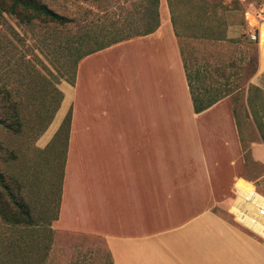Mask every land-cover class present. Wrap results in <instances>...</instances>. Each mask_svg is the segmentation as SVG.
Wrapping results in <instances>:
<instances>
[{"label": "crops", "instance_id": "1", "mask_svg": "<svg viewBox=\"0 0 264 264\" xmlns=\"http://www.w3.org/2000/svg\"><path fill=\"white\" fill-rule=\"evenodd\" d=\"M159 13L162 24L158 22L153 31L142 34L145 28L134 29L136 38L97 52L145 46L155 36L168 39L180 93L173 107L184 106L190 115L182 116L178 125L158 124L156 89L152 96L146 83L134 85L131 108L124 116L107 105L95 106L93 101L102 102V94L91 92L92 101L84 110L77 108L78 95L72 94L58 220L68 227L93 226L103 237L112 264H264V244L214 209L216 181L228 185L237 179L233 195L234 185L249 188L247 184L255 186L264 177V140L253 118L264 131V44L257 47L255 69L243 83L242 101L238 74L229 72L227 63L214 55L207 61L198 50L191 55L190 65L178 44L198 40L213 45L230 39L227 29L226 39L180 37L174 32L169 8L166 16ZM243 63L245 70L246 59ZM250 85L261 91L248 90ZM192 93L213 102L195 111ZM225 100L230 104L227 108ZM239 109L256 131L255 138L245 143ZM62 114L60 110L58 117ZM247 163L258 165L257 172L245 175Z\"/></svg>", "mask_w": 264, "mask_h": 264}, {"label": "rangeland", "instance_id": "2", "mask_svg": "<svg viewBox=\"0 0 264 264\" xmlns=\"http://www.w3.org/2000/svg\"><path fill=\"white\" fill-rule=\"evenodd\" d=\"M42 1L61 14L76 17L77 21L64 28L38 22L25 25L18 23L11 15L0 14V85L6 87L18 101L22 118L21 130L18 132L7 130L0 123V170L14 177L15 186L29 203L35 219V223L27 228L9 227L0 219V248L8 247L10 258L15 248L19 263L25 261L27 264L30 259V264H111L104 239L93 226L84 229L72 224L68 227L69 224L58 220L62 162L69 139V132L66 137L63 130L62 133L59 130L65 115L71 112L69 97L72 94L78 95L77 108L80 110H84L85 104L92 101L91 92L102 94V102L93 101L94 105H107L112 110H118L119 116H124L125 111L131 108L132 91L137 82L142 87L145 83L147 87L150 86L152 96L156 89L158 124L181 123L182 116L186 117L190 113L187 108L184 110V106L180 110L173 107L180 93L172 69V44L168 39L155 36L145 46L131 43L132 47L93 51L79 60L74 81L70 83L65 78L70 73L68 65L74 53L64 48L65 43H70L76 32L85 30L94 32L97 45L108 42L115 35L130 34L131 38H136L132 36L134 29L141 30L151 25L150 16L143 17L145 0ZM179 1L172 8L184 24H190L194 14L200 17L199 4L196 7L189 0ZM214 1L218 4L216 14L222 29H227L230 39L216 42L213 44L215 46L202 44L207 42L198 40H181L178 44L190 65L191 55L198 53V50L207 61L212 60L214 55L221 62L227 63L230 66L229 72L238 74L237 83L242 85L243 101V83L248 80L255 66L257 47L264 44V23L259 26L260 41L249 40L245 12L250 9L264 17V0ZM168 8L166 0H161V4L158 1L159 24V11L166 16ZM174 47H178L177 41ZM56 88L63 96L54 111ZM223 105L229 107V101L225 100ZM166 108L169 112L165 111ZM60 110L64 114L59 119ZM4 111L5 102L0 96V119L4 117ZM239 114L241 125L243 123L241 139L245 143L255 138L256 131L242 112ZM257 154L261 158L260 150ZM246 168L248 171L245 175L257 172L259 167L247 163ZM235 180L228 185L218 180L214 186V198L217 199L214 209L233 221L236 217L229 211L234 200L231 203L229 198ZM247 186L264 195V177L257 180L255 186L251 183ZM236 223L251 234L254 240L264 244V240L256 233ZM255 254L253 251V261Z\"/></svg>", "mask_w": 264, "mask_h": 264}, {"label": "trees", "instance_id": "3", "mask_svg": "<svg viewBox=\"0 0 264 264\" xmlns=\"http://www.w3.org/2000/svg\"><path fill=\"white\" fill-rule=\"evenodd\" d=\"M97 1V0H95ZM144 5L146 16L153 18L151 20L150 27L145 28L142 34L149 33L153 31L158 26L157 20V3L158 0H145ZM180 2L179 0H176ZM175 0H167V4L170 11V19L174 32L177 36L197 38V39H226V30L222 29V24L219 21V16L216 14V9L218 4L214 0H189L190 4H199L200 7V17L194 14L193 21L190 24H184L179 18L178 14L173 11L172 5H175ZM195 7V8H196ZM5 13L13 16V18L20 24L25 25H35L36 22L40 24L47 25H58L61 28L67 27L70 24L77 21L76 17L68 16L66 14H61L51 8L46 2L42 0H0V14ZM196 16V17H195ZM117 28V27H115ZM118 30H116V33ZM115 35V33H113ZM95 34L93 31H80L76 32L73 38H71L70 43H65L64 48L69 50V52L74 53L73 58H71L70 73L66 76V80L73 83L76 67L80 59L89 55L93 51H97L101 48H105L113 43L119 42L123 39L129 38L130 34L115 35L108 42L97 45L95 40ZM255 69V67H254ZM253 69V70H254ZM64 76V77H65ZM248 90L252 92L259 93L261 90L258 87L250 85ZM56 105L54 111L60 105L62 100V93L56 88ZM250 94V93H249ZM0 96L5 102L4 117L0 119V123L3 124L4 128L10 131L18 132L21 130L22 118L19 111L18 101L13 98L11 92L6 89L3 85H0ZM192 100L194 104L195 111H200L208 106L213 99L197 98L195 94L192 93ZM248 103L250 100L248 98ZM253 113V111H252ZM254 121L262 139L264 140V131L262 129L261 123L257 120L255 115L253 116ZM70 124V112L65 115L59 132L67 137ZM15 179L11 175H6L0 170V219L3 223L9 227H23L27 228L35 223L32 209L29 203L26 201L24 196H22L15 186ZM12 257H9L8 247L0 248V264H26L25 261L19 263L17 261L16 249H12ZM25 254V253H24ZM30 259H28L27 264H30ZM112 264V260L110 257Z\"/></svg>", "mask_w": 264, "mask_h": 264}, {"label": "built area", "instance_id": "4", "mask_svg": "<svg viewBox=\"0 0 264 264\" xmlns=\"http://www.w3.org/2000/svg\"><path fill=\"white\" fill-rule=\"evenodd\" d=\"M245 16L247 19V24H248V38L251 41H257L258 40V36H259V30H260V23L264 21V17L260 15V13H255L253 11H251L250 9H247L245 12ZM257 191V190H256ZM257 193L259 194L260 198L262 199L260 201V203H252L253 205H255V207L257 208L256 213L255 214H250L249 211L247 209L243 208V205H241L239 207V211H241L242 213H246L248 212V214L250 215V221L252 223L257 224L259 227V231H253L254 233H256L259 237H261L264 240V195L261 194L260 192L257 191ZM237 197V189L234 185L233 187V195L230 198L231 199V203L232 201ZM250 201V200H247ZM230 203V204H231ZM233 217H235V213L229 211ZM240 225L250 229L246 224H243L241 221H238L237 219H235ZM251 230V229H250ZM252 231V230H251Z\"/></svg>", "mask_w": 264, "mask_h": 264}, {"label": "bare ground", "instance_id": "5", "mask_svg": "<svg viewBox=\"0 0 264 264\" xmlns=\"http://www.w3.org/2000/svg\"><path fill=\"white\" fill-rule=\"evenodd\" d=\"M264 23L261 22L260 25ZM237 187V197L234 199V202L232 203V212L235 213V217L238 221H241L243 224H246L251 230L253 231H259L260 229L258 228L259 226L255 223H252L250 221V215L248 212L242 213L239 211V207L243 205L244 209H247L250 214H255L257 208L255 205L252 203H260L262 200L257 193V191L248 189V188H243V187ZM250 200V201H247Z\"/></svg>", "mask_w": 264, "mask_h": 264}]
</instances>
